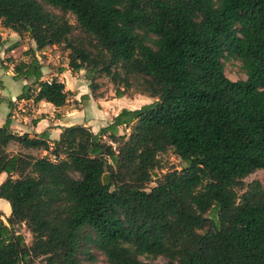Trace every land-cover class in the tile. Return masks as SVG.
Instances as JSON below:
<instances>
[{"label":"trees","instance_id":"trees-1","mask_svg":"<svg viewBox=\"0 0 264 264\" xmlns=\"http://www.w3.org/2000/svg\"><path fill=\"white\" fill-rule=\"evenodd\" d=\"M0 26L36 51L62 46L92 98L104 77L115 98L155 99L55 141L13 133L7 114L0 264H94L89 247L107 264H264V184L245 182L264 171V0H0ZM227 56L245 80L225 76ZM41 69L34 56L14 65L31 81L17 100L62 108L64 84ZM169 151L185 166L153 179Z\"/></svg>","mask_w":264,"mask_h":264},{"label":"rangeland","instance_id":"rangeland-1","mask_svg":"<svg viewBox=\"0 0 264 264\" xmlns=\"http://www.w3.org/2000/svg\"><path fill=\"white\" fill-rule=\"evenodd\" d=\"M43 7L47 11H49L55 15H59V13L57 11H55L54 9H52L51 7L44 5V4H43ZM69 22L72 25H75L74 18L71 16L69 17ZM5 32H6V30L2 29V27L0 26V33H5ZM74 35L76 37H78V36L80 37V34L78 31H75ZM3 37L0 36V42H1V38H3ZM19 38H20V40H19L18 44H20L19 45L20 48L18 49V51L15 52V54H14L15 57H13V56L7 57V55H9V53L5 56H0V67H6L7 69H10V67H12L10 72L13 73V67L16 63H19L21 61L27 62L31 59V57L37 56L35 58L38 60L39 65L43 69H45L44 73L41 69V73H42L41 80H43L44 78H46L47 81H51L52 79H57L59 82L64 84L65 92L67 93V101L68 102L65 104V106H63V108L66 107V109H67L69 107H73V108L78 109L79 111L83 112V109L85 107H89L86 110H84L85 112L82 114V116H81L82 119L80 120V122L90 123L91 128H89V129L93 133H97L98 130L101 128L100 126L103 125L105 122H108L109 124L112 122V120H110V122L108 121L109 120V114L113 113L114 111L118 112V109L120 108V106H118L119 104L124 103V105H125L124 109L135 110V109L141 108L144 105L151 104L152 102L155 101V99H151L148 97H140L138 95L124 96V97H122V99L121 98H115L113 86L104 77L96 79V83L98 84V87L95 91V95H96V97L100 94L103 95L102 99H97L95 97L92 98L90 89L88 88L89 82L85 78V71L73 73L68 69V58H67L68 52L65 51L62 46H57V47L56 46H49V47H46L45 49H43L42 51H36L35 45L29 39L28 35L25 34ZM6 39H8V41H10L9 42L10 45H11V43H13L12 40H10V38H6ZM29 51H33V54L32 55H26L25 53L29 52ZM66 71H68V72H66ZM3 72H4L3 70L0 71V74ZM6 74H9V73H7V71H6ZM224 74L229 80H231L233 82L246 79V76H245L243 69H242L241 62L238 59L231 57V56H227L226 60L224 61ZM28 83L31 84V81H28ZM7 86H9V85H7ZM33 89H35V88L32 87V90ZM11 90H13V88H11L9 86L6 94L8 92H11ZM86 95L90 96V98H88V96H86ZM84 98H86V101H84ZM3 100H4L5 104H8V102L5 101V99H3ZM3 100H2V102H3ZM81 106H82V108H81ZM22 109H23V107H22ZM102 109H105L104 110L105 112H104V114H101V116H92L91 115L92 113H97V111H101ZM24 110H25V108H24ZM15 112L18 115H20V114L25 115L26 114V111L22 112L21 110H19V111L16 110ZM88 113H90V114H88ZM55 114L60 116L61 112L55 113ZM0 115L3 118H6V116H7L6 107L4 108V110H2V108L0 106ZM88 116H91V117H88ZM107 125L108 124H106L105 126H107ZM93 129H95V130H93ZM125 132L127 133V131L123 130V128H120L118 130L119 134H124ZM8 150L10 152H13V153L20 151L23 153L32 154L35 157H42L45 155V152H43L41 150L25 151L23 149H20V147L17 145L9 146ZM158 160H159L158 166L154 170L153 179H155V180L158 179L163 173H165L167 171L180 170L185 166V164L179 158H177L171 151L160 156ZM254 180H257L260 183L264 184V171H258L256 173L250 175L247 179H245V182L249 183V182L254 181ZM153 185H154V183L150 184L148 186V188H151ZM2 202L7 205L6 213L9 214L10 213L9 204L6 201H3V200L0 201V203H2ZM21 232L25 237L26 244L30 245L31 244L30 235L24 229H22ZM89 255L93 258L94 264H107L105 257L101 253H99L98 251L93 249L92 247H89ZM80 260H81L82 264H91V262L88 260V256L85 254L80 256ZM38 262L39 261H37V263ZM165 262H166L165 259L159 257L154 262H152L151 264H164Z\"/></svg>","mask_w":264,"mask_h":264},{"label":"crops","instance_id":"crops-1","mask_svg":"<svg viewBox=\"0 0 264 264\" xmlns=\"http://www.w3.org/2000/svg\"><path fill=\"white\" fill-rule=\"evenodd\" d=\"M2 29L6 30V32L0 33V36L2 37L4 36L3 38H1V42H0V56H5L9 53L7 57L9 56L15 57L14 55L15 52L18 51V49L20 48L19 47L20 44H18L20 38L15 33L11 32L10 30L5 29L3 27ZM6 38H10V40H12L13 43H11L10 45L9 43L10 41H8V39ZM11 69L12 67H10V69H7L6 67H0V71L2 70L4 71L3 73L0 74V106L2 110H4V108L6 107L7 114L11 113L12 115L10 129L13 133H16L18 135L28 134L31 137L36 136V135L40 136L42 133H46L49 141H55L58 139L62 128L74 126V125H80V126H85L87 128H91L90 123L80 122V120L82 119L81 116L85 112L84 110H86L89 107H85L83 109V112H81L78 109H75L73 107H69L67 109L66 107L65 108L62 107L63 109L55 108L51 104L43 102V101L38 104H35L33 103L32 100H17V97L21 94L22 89L25 86L29 85V83L27 80H24V79H17V80L14 79L13 78L14 74L10 72ZM6 71L9 74H6ZM42 71L44 73L45 69L42 68ZM43 80H47V79L44 78ZM7 85L13 88V90H11V92H8L6 94L7 89L9 88V86ZM88 98H90V96H88ZM3 99H5V101L7 102H12L13 104L12 109H9L8 104H5ZM84 101H86V98H84ZM118 106H120V108L118 109V112L114 111L113 113L109 114V120H108L109 122L110 120H112L113 117H115L125 107L124 103H121ZM16 110L18 111L21 110L22 112L26 111V114L18 115L15 112ZM104 110L105 109H102L101 111H97V113H92L91 115L101 116V114H104L105 112ZM59 112H61L60 116L55 114ZM88 117H91V116H88ZM5 119L6 118H3L0 115V127L4 124ZM106 124H109V123L105 122L100 127L102 128ZM5 177H6L5 174L0 175V183L5 179ZM6 211H7V205L4 204L3 202L0 203V220L1 219L5 220L9 216L10 213L7 214Z\"/></svg>","mask_w":264,"mask_h":264},{"label":"water","instance_id":"water-1","mask_svg":"<svg viewBox=\"0 0 264 264\" xmlns=\"http://www.w3.org/2000/svg\"><path fill=\"white\" fill-rule=\"evenodd\" d=\"M2 220V219H1ZM6 224V220H2Z\"/></svg>","mask_w":264,"mask_h":264},{"label":"built area","instance_id":"built-area-1","mask_svg":"<svg viewBox=\"0 0 264 264\" xmlns=\"http://www.w3.org/2000/svg\"><path fill=\"white\" fill-rule=\"evenodd\" d=\"M46 82H47V83H50V81H47V80H46Z\"/></svg>","mask_w":264,"mask_h":264}]
</instances>
